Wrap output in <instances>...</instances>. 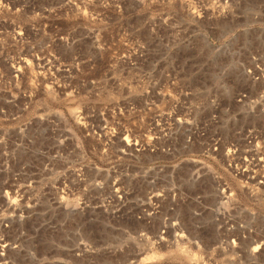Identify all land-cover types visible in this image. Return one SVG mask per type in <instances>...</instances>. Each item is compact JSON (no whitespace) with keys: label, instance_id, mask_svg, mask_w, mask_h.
Masks as SVG:
<instances>
[{"label":"rangeland","instance_id":"obj_1","mask_svg":"<svg viewBox=\"0 0 264 264\" xmlns=\"http://www.w3.org/2000/svg\"><path fill=\"white\" fill-rule=\"evenodd\" d=\"M260 46L264 0H0V264H264Z\"/></svg>","mask_w":264,"mask_h":264},{"label":"built area","instance_id":"obj_2","mask_svg":"<svg viewBox=\"0 0 264 264\" xmlns=\"http://www.w3.org/2000/svg\"><path fill=\"white\" fill-rule=\"evenodd\" d=\"M199 15V14H197ZM241 65L240 74L244 76L247 80L251 82H264V47H257L256 49L252 50L248 56L246 62H240ZM263 95H260V98H262ZM254 97H251L248 95L245 91H238V93L235 96L236 101L239 105L243 107V111L245 113L253 114L256 112L257 105L259 101L256 99H253ZM257 128L255 126H239L237 129L234 130V136L236 137L234 142L229 143V147L227 149L228 155H231L233 157L234 155L237 157L238 160L244 162V163H252L255 162V165L257 166L259 162L258 160H262V157L257 156V152L254 153H245V151L249 152V149H246L242 155L241 150H239L242 145L241 143L246 147H252L254 144L259 145V141L255 140L254 142L250 139H246L247 137H252V134H256ZM256 149V148H255ZM254 149V150H255ZM236 166V165H235ZM237 172H240L239 168H236ZM255 170H253L254 172ZM241 172H248L246 167L241 168ZM252 178L254 175H251ZM165 221L168 223H172L173 225L177 224V221H174L170 219L169 217L165 218ZM2 239V238H1ZM2 254V253H1Z\"/></svg>","mask_w":264,"mask_h":264}]
</instances>
